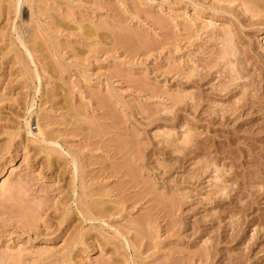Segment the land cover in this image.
<instances>
[{
	"label": "rangeland",
	"instance_id": "rangeland-1",
	"mask_svg": "<svg viewBox=\"0 0 264 264\" xmlns=\"http://www.w3.org/2000/svg\"><path fill=\"white\" fill-rule=\"evenodd\" d=\"M3 167L0 264H264V0H0Z\"/></svg>",
	"mask_w": 264,
	"mask_h": 264
},
{
	"label": "bare ground",
	"instance_id": "bare-ground-1",
	"mask_svg": "<svg viewBox=\"0 0 264 264\" xmlns=\"http://www.w3.org/2000/svg\"><path fill=\"white\" fill-rule=\"evenodd\" d=\"M23 1H25V0H15V3H16V9H18L19 8V6L22 4V2ZM27 1V0H26ZM23 45H24V43H23ZM25 47H26V45H25ZM26 49H27V51H28V54H29V56H31L32 55V53H31V51L26 47ZM29 107H31V108H33L34 107V105H33V102L32 103H30V106ZM32 121H37L38 122V120H35V118L33 119V120H28V121H26V127H27V129H28V133L32 136V137H34V138H40L42 141H46V137H45V135H44V132H43V129L39 126V129H38V132L37 133H35V132H33L32 131V127H31V124H32ZM5 167H3L2 169H1V171H0V175L5 171V169H4ZM89 209V208H88ZM90 210V209H89ZM87 212V211H86ZM89 212V211H88Z\"/></svg>",
	"mask_w": 264,
	"mask_h": 264
}]
</instances>
